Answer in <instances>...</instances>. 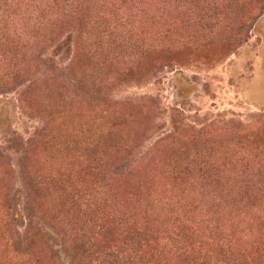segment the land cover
<instances>
[{
  "label": "rangeland",
  "instance_id": "1",
  "mask_svg": "<svg viewBox=\"0 0 264 264\" xmlns=\"http://www.w3.org/2000/svg\"><path fill=\"white\" fill-rule=\"evenodd\" d=\"M195 1L199 5L80 0L71 9L74 17L65 19L60 12V31L50 33L44 26L59 23L52 0H0L5 31L20 42L11 60L24 68L25 83L0 96V206L5 194L12 197L20 235L28 224L21 172L26 148L33 168L44 172L53 167L46 161L48 142L36 138L44 129L68 138L84 125L101 129L115 123L120 136L135 145L112 184L121 185L123 175L139 180L144 192L139 212L150 200L155 208L175 210L204 250L218 242L221 229L229 240L225 246L237 253L250 257L264 249V176L253 205L236 186L223 190L192 177L176 180L165 169L168 158L181 149L192 154L194 144L210 147L213 166L218 153L220 158L225 153L226 139L238 138L246 155L264 150V11L235 47L229 40L242 37L236 30L206 26L213 18L211 3L224 0ZM242 1L247 17H255L257 0ZM112 42L114 52L108 47ZM5 69L0 62V72ZM223 176L231 180L233 171ZM228 182L222 178L223 186ZM216 199L223 203L220 209ZM44 210L36 214L53 222L34 216L30 233L37 235L36 250L44 264H71L61 238L67 231L60 217Z\"/></svg>",
  "mask_w": 264,
  "mask_h": 264
},
{
  "label": "trees",
  "instance_id": "2",
  "mask_svg": "<svg viewBox=\"0 0 264 264\" xmlns=\"http://www.w3.org/2000/svg\"><path fill=\"white\" fill-rule=\"evenodd\" d=\"M79 1L52 0L59 10V23L44 26L46 32L60 31V12L65 19H72L74 10L71 9ZM182 1L199 5L195 0ZM242 2L224 0L220 4L211 3L213 18L206 26L214 30L221 24L229 31L236 30V35H242L240 39H230V46L236 47L246 41L252 23L264 11V0H257L258 14L247 17ZM0 17V62L6 68L0 72L1 96L25 82L21 81L24 68L11 60L20 49V42L11 40L12 37L5 31L4 14L0 13ZM108 47L112 52L116 50L114 42ZM113 125L101 129L84 125L82 131L74 132L68 138L60 136V133L50 134L44 129V135L36 138L40 142H48L50 152L46 161L51 160L48 162L53 166L44 172L33 168L29 149L26 148L21 172L27 191L25 209L28 224L24 234L20 235L12 197L5 194L6 202L0 206V262H3L0 264H44L43 254L36 250L37 235L30 233L36 224V215L48 223L53 222L47 214H36L42 209L60 217L63 229L67 231L61 238L71 257V264H174L173 260L184 264H262L264 249L255 251V255L250 256L252 258L237 253L225 246L224 242L229 240L222 229L218 235L222 243L218 239L215 245L204 250L194 244L191 230L184 229L181 215L175 210L155 208V202L150 200L143 212H139L144 194L139 180H129L123 175L121 185L112 184L115 180L112 176L123 172L122 164L127 160L124 155L129 154L135 145L120 136L118 126ZM236 125L241 127L240 122ZM237 139L223 141L226 144L223 147L225 153L222 158V154L218 153V164L215 166L210 163L215 154L210 147L200 148L194 144L192 154L181 149L168 158L165 169L176 180L192 177L223 190L236 186L246 202L255 205V188L259 187L264 176V150L252 156L246 155ZM14 142L19 144L20 140L14 139ZM228 150L231 157L225 159ZM228 169L233 171L231 180L223 176ZM222 178L229 181L227 185H222ZM226 192L229 199L230 192ZM127 197L132 200L130 204H127ZM212 202L215 208L220 209L223 205L217 199Z\"/></svg>",
  "mask_w": 264,
  "mask_h": 264
}]
</instances>
